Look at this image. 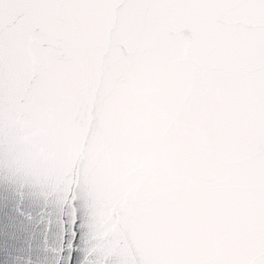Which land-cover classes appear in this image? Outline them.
I'll return each mask as SVG.
<instances>
[{
  "label": "snow or ice",
  "instance_id": "obj_1",
  "mask_svg": "<svg viewBox=\"0 0 264 264\" xmlns=\"http://www.w3.org/2000/svg\"><path fill=\"white\" fill-rule=\"evenodd\" d=\"M0 264H264V0H0Z\"/></svg>",
  "mask_w": 264,
  "mask_h": 264
}]
</instances>
